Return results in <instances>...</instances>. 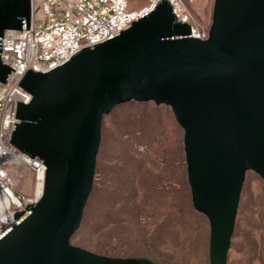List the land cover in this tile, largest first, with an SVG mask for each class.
<instances>
[{
	"label": "water",
	"instance_id": "obj_1",
	"mask_svg": "<svg viewBox=\"0 0 264 264\" xmlns=\"http://www.w3.org/2000/svg\"><path fill=\"white\" fill-rule=\"evenodd\" d=\"M172 9L158 1L119 36L22 77L9 143L43 162L44 189L0 235V264H152L70 244L103 145L101 122L129 104L171 110L192 208L209 227V263L226 264L245 174L264 183V0H214L205 40ZM29 18L30 0H0V43L5 31L29 30ZM14 70L0 59V83Z\"/></svg>",
	"mask_w": 264,
	"mask_h": 264
},
{
	"label": "rangeland",
	"instance_id": "obj_2",
	"mask_svg": "<svg viewBox=\"0 0 264 264\" xmlns=\"http://www.w3.org/2000/svg\"><path fill=\"white\" fill-rule=\"evenodd\" d=\"M147 0H131L132 8ZM214 0L187 4L200 33L211 25ZM90 195L72 246L153 264H210L209 227L194 211L183 133L166 106L129 104L101 122ZM23 180V179H22ZM22 192L30 195L26 181ZM226 264H264V183L247 172Z\"/></svg>",
	"mask_w": 264,
	"mask_h": 264
},
{
	"label": "built area",
	"instance_id": "obj_3",
	"mask_svg": "<svg viewBox=\"0 0 264 264\" xmlns=\"http://www.w3.org/2000/svg\"><path fill=\"white\" fill-rule=\"evenodd\" d=\"M161 0H147L132 8L131 0H30L29 30L5 31L0 59L15 70L4 85L0 83V235L15 223L14 214L42 196L45 166L29 158L10 143L19 120L17 101L12 97L22 77L48 73L71 53L119 36L132 22L147 16ZM193 0H168L177 20L190 26L191 36L207 39L189 22L187 4ZM23 179V180H22ZM29 183L30 195L22 192Z\"/></svg>",
	"mask_w": 264,
	"mask_h": 264
},
{
	"label": "bare ground",
	"instance_id": "obj_4",
	"mask_svg": "<svg viewBox=\"0 0 264 264\" xmlns=\"http://www.w3.org/2000/svg\"><path fill=\"white\" fill-rule=\"evenodd\" d=\"M0 233H1V229H0Z\"/></svg>",
	"mask_w": 264,
	"mask_h": 264
},
{
	"label": "trees",
	"instance_id": "obj_5",
	"mask_svg": "<svg viewBox=\"0 0 264 264\" xmlns=\"http://www.w3.org/2000/svg\"><path fill=\"white\" fill-rule=\"evenodd\" d=\"M152 263V262H151ZM153 264V263H152Z\"/></svg>",
	"mask_w": 264,
	"mask_h": 264
}]
</instances>
